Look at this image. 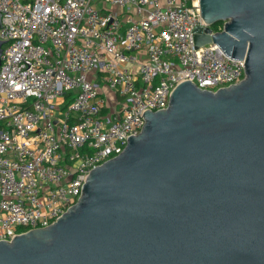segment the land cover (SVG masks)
Wrapping results in <instances>:
<instances>
[{"label": "built area", "instance_id": "built-area-1", "mask_svg": "<svg viewBox=\"0 0 264 264\" xmlns=\"http://www.w3.org/2000/svg\"><path fill=\"white\" fill-rule=\"evenodd\" d=\"M0 12V241L62 217L177 84L245 78L214 42L198 56L195 29L212 26L199 0H0Z\"/></svg>", "mask_w": 264, "mask_h": 264}, {"label": "water", "instance_id": "water-1", "mask_svg": "<svg viewBox=\"0 0 264 264\" xmlns=\"http://www.w3.org/2000/svg\"><path fill=\"white\" fill-rule=\"evenodd\" d=\"M199 2L224 24L198 26L196 46L244 59L245 78L177 84L62 217L0 241V264H264V0Z\"/></svg>", "mask_w": 264, "mask_h": 264}, {"label": "trees", "instance_id": "trees-1", "mask_svg": "<svg viewBox=\"0 0 264 264\" xmlns=\"http://www.w3.org/2000/svg\"><path fill=\"white\" fill-rule=\"evenodd\" d=\"M223 24H224V21L220 20L214 23L212 26H213V29L218 30L220 27L223 26Z\"/></svg>", "mask_w": 264, "mask_h": 264}, {"label": "rangeland", "instance_id": "rangeland-1", "mask_svg": "<svg viewBox=\"0 0 264 264\" xmlns=\"http://www.w3.org/2000/svg\"><path fill=\"white\" fill-rule=\"evenodd\" d=\"M105 90H107V89H105ZM107 91H108V90H107ZM108 93L111 94L109 91H108Z\"/></svg>", "mask_w": 264, "mask_h": 264}]
</instances>
